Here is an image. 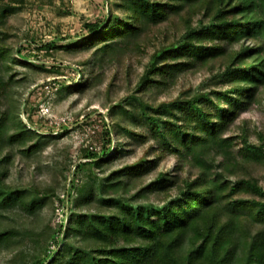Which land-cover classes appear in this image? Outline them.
<instances>
[{"label": "rangeland", "instance_id": "1", "mask_svg": "<svg viewBox=\"0 0 264 264\" xmlns=\"http://www.w3.org/2000/svg\"><path fill=\"white\" fill-rule=\"evenodd\" d=\"M144 2L0 0V47L8 54L0 57V78L8 83L0 93V110L10 115L8 126H13L11 115L15 113L29 130L23 141H12L7 131L0 138V190L14 191L26 202L17 199L0 207V234H5L0 241V264H35L37 258L42 260L40 264H69L80 251L93 248L91 241L79 237L65 239L71 217L75 220L80 213L97 210L115 214L119 207L106 199L162 206L172 190L152 183L188 175L186 170L177 173L176 156L166 150L163 158L156 160L164 149L158 127L173 114L182 113L172 105L167 111H158V107L202 98L205 93L216 100L214 91L229 88L223 77L227 62L212 57L197 67L171 74L166 83H148L163 80L154 65L172 58L164 52L166 47L194 39L192 32L209 24L210 18L202 13L194 14L190 26L175 11L157 21L144 15L137 32L111 41H92L96 33L87 23H101L104 28L114 20H126ZM256 41L246 39L245 43ZM241 42L229 48L238 50ZM48 43L53 45L45 47ZM78 80L84 85L80 89L75 86ZM254 84L257 91L248 109L240 111L222 135L230 139L236 156L244 135L250 143L264 147V84ZM92 148L100 154L107 150L109 155H119L110 162L92 161L77 175L75 164L89 162L82 156L85 149ZM223 159L219 155V160ZM135 163L151 168L133 177L124 168ZM254 167L264 189V161ZM120 170L123 174L114 184L108 176ZM82 183L93 185L90 204L81 200L88 191ZM72 184L77 188L72 189ZM67 191L72 193L70 200ZM259 199L256 196V201ZM80 255L86 259L84 253Z\"/></svg>", "mask_w": 264, "mask_h": 264}, {"label": "trees", "instance_id": "2", "mask_svg": "<svg viewBox=\"0 0 264 264\" xmlns=\"http://www.w3.org/2000/svg\"><path fill=\"white\" fill-rule=\"evenodd\" d=\"M140 10H132L130 18L114 20L104 28L101 23H87L89 30L96 33L92 41L131 35L139 30L144 15L157 21L175 11L190 26L194 14L202 13L210 18L209 24L193 31L194 39L185 38L166 47L164 52L172 54V58L154 65L163 80L148 79V83H166L171 74L217 57L226 59L223 77L229 88L214 91L216 100L205 93L202 98L158 107V111H167L172 105L182 113L173 114L164 126L158 127L164 149L156 160L162 159L166 150L176 156L177 173L186 170L188 175L152 183L162 190H172L162 206L146 207L123 203L121 199L116 203L106 199V203L119 207L115 214L106 215L97 210L80 213L75 220L71 217L65 239L79 237L91 241L93 248L91 252L83 249L69 264H264V189L254 167L264 161V147L250 143L244 135L243 146L236 156L230 149V139L222 138L239 112L248 109L253 101L257 91L254 83L264 84V0H145ZM246 39L257 41L250 44L245 43ZM237 42H241L238 50L229 48ZM52 45L48 43L45 47ZM6 52L0 47V57L8 56ZM168 59L177 62H166ZM82 82L78 80L75 86L82 88ZM7 85L0 78V93ZM9 116L0 110V138L7 131L12 141H23L29 130L15 113L11 115L13 126H8ZM10 127L13 128L8 132ZM117 155H109L107 150L100 154L94 148L85 149L82 157L90 161L75 164V172L78 175L88 163L98 159L110 162ZM219 155L224 159L219 160ZM150 168L135 163L124 170L137 177ZM122 174L123 170L113 172L108 179L114 182ZM81 186L88 188L81 200L90 204L93 185L82 183ZM71 188H77L76 184ZM67 196L70 200L72 193L67 191ZM256 196L260 198L257 201ZM17 199L26 204L16 192L0 190V207L14 204ZM62 226L63 223L59 233ZM56 233L52 231V235ZM4 235L0 234V241ZM34 263L40 264L42 260L37 258Z\"/></svg>", "mask_w": 264, "mask_h": 264}]
</instances>
